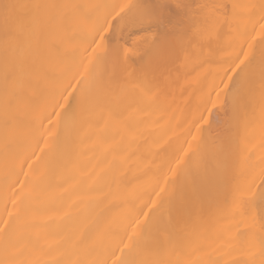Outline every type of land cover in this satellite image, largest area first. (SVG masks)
I'll use <instances>...</instances> for the list:
<instances>
[{
	"label": "bare ground",
	"instance_id": "obj_1",
	"mask_svg": "<svg viewBox=\"0 0 264 264\" xmlns=\"http://www.w3.org/2000/svg\"><path fill=\"white\" fill-rule=\"evenodd\" d=\"M177 1L0 0V6L140 4L159 17L152 25H134L120 17L111 20L95 56L83 43L90 42V35H81L65 49L63 63L43 91L28 88L27 66L18 70L8 89L17 91L22 83L23 95L6 117L0 7V226L8 221L9 255L19 257L21 264H77L82 259L121 264L144 257L181 258L191 264H261L264 259L258 245L264 219V180L258 165L264 158V141L258 124L245 126L250 114L246 117L234 108L233 83L225 81L228 88L220 87V65L230 63L239 51L234 46L236 30L223 24L224 7L205 9L199 0ZM228 1L230 6L261 4ZM204 4L213 5L210 0ZM107 11L101 10V15ZM204 16L221 21L211 38L202 35L204 28L198 23ZM241 30L251 31L252 25ZM262 40L258 35L249 41L251 49L245 48V77L257 85ZM125 41L133 48L124 49ZM202 57L209 61L206 70L186 74V63L198 64ZM140 81L158 90L147 94L136 86ZM85 96L91 104L85 105ZM53 97L63 105L55 109L59 117L52 116ZM6 133L11 143L7 161ZM225 152L227 170L220 164ZM21 165L26 178L19 174ZM17 178L24 189L11 188ZM16 191L25 195L14 210L8 196ZM239 200L246 202V227L240 231L254 233L243 245L235 241ZM7 212H12L11 218ZM83 241H88L87 247ZM5 256L0 233V259Z\"/></svg>",
	"mask_w": 264,
	"mask_h": 264
},
{
	"label": "snow or ice",
	"instance_id": "obj_2",
	"mask_svg": "<svg viewBox=\"0 0 264 264\" xmlns=\"http://www.w3.org/2000/svg\"><path fill=\"white\" fill-rule=\"evenodd\" d=\"M3 9V75L5 81V100L4 108L7 115L15 108L16 101L23 95L24 85L21 83L17 91L10 92L8 85L10 78L12 81L16 79V72L28 67L31 79L28 83V88L38 89L43 91L47 81L58 70L63 63V55L65 49L73 44L81 35H90V42L84 40L83 43H87V50L95 56L97 49L100 48V43L103 42L105 33L111 28V20L120 17L122 21L128 20L134 25H152L159 21V17L153 12L149 11L144 5H132L129 3H122L116 5H102L94 3H9L6 2L2 6ZM202 8H223V5H202ZM110 9L105 14L101 15V10ZM258 9V11H257ZM127 10V11H126ZM123 14V15H121ZM224 16L223 24L229 28L236 30L235 47L239 51L235 55V59L229 62H224L220 67L223 70V77L221 78L220 87L221 90L228 88V83H233L236 91L233 94V105L237 110L244 111L246 117L251 116V120L246 119L245 126L248 127L259 125L262 141H264V58L261 60L259 81L247 79L245 77V71L248 65H245V61L248 60V53L245 48L251 49L252 45L249 42L255 41L257 36L264 37V0H261L260 5L255 4H233L231 6L230 13H221ZM204 28V33L209 38L214 34L216 28L221 25V21L215 16H204V18L198 21ZM251 24L252 30H241L244 25ZM256 27L259 28V32L256 31ZM241 41H243L241 43ZM264 43V40H262ZM94 45V46H93ZM208 58H201L198 64L185 65V72L189 75H196L206 70L208 65ZM89 63L91 61L89 60ZM241 65H245V68L240 71V75L237 76L236 81H233L232 77L236 75L237 70L241 68ZM75 72V69H70ZM83 77L81 76V79ZM75 79V77H74ZM79 83V80L76 81ZM137 87L142 88L147 94L156 92L157 86L149 84L146 81H140L136 84ZM69 95L71 93H68ZM217 99H219L220 93H215ZM52 116L59 117V112L55 109L60 108L62 110L63 105L56 102L54 97ZM85 105L92 103L90 97L85 96ZM209 103L215 107V103L212 102L211 96H209ZM258 113V115H257ZM52 117H48L51 121ZM203 119V116H201ZM37 121L39 118L37 117ZM195 139V137H193ZM188 149H192V145H188ZM3 150L5 154V160L7 161L11 151V143L6 133ZM187 155V152H185ZM228 154L225 152L220 164L227 170L228 166ZM30 169L31 165H27ZM258 167L260 168V175L264 180V158L261 159ZM24 166L20 167V175L27 174L24 172ZM7 172V167H6ZM164 183H167L165 180ZM19 187L24 189V183L17 178L16 183L11 185V188ZM163 192L164 189L160 188ZM157 196L159 193H156ZM25 194L22 191L11 192L8 196L9 202L12 204L15 210L17 201L20 200ZM31 198V194L27 197ZM237 206L241 209L235 217L237 223L235 225L237 235L235 241L241 245L245 242L246 238H254V233L250 231H240L246 227L244 220L243 207L246 204L245 201H235ZM7 211V210H6ZM9 218L12 217V212H7ZM19 219V217H17ZM9 228L8 221L5 220L0 226V233L5 237V252L4 259H0V264H21L19 257H12L9 255L10 249L7 243L8 232L5 231ZM261 235L258 238V245L261 257H264V219L261 221ZM123 244V241H121ZM82 245L87 247L88 241H83ZM124 248H127V244H123ZM123 253V248L120 249ZM251 254V250L250 253ZM130 255V253H129ZM26 264V262H25ZM77 264H107L103 260L89 261L82 259L77 261ZM115 264V262H113ZM121 264H191L190 260L177 258L175 260L166 259L163 257H144L137 261L125 260L121 261ZM240 264H255L254 261H242ZM261 264H264V259L261 260Z\"/></svg>",
	"mask_w": 264,
	"mask_h": 264
},
{
	"label": "rangeland",
	"instance_id": "obj_3",
	"mask_svg": "<svg viewBox=\"0 0 264 264\" xmlns=\"http://www.w3.org/2000/svg\"><path fill=\"white\" fill-rule=\"evenodd\" d=\"M163 1L166 2V3H169L168 0H163ZM186 1H187V0H186ZM188 1H189V0H188ZM188 1H187V2H188ZM192 1H193V0H191V2H192ZM196 1H198V0H194L192 3H194V2L196 3ZM199 1H200V2H199ZM199 1H198V3H200L201 5H203L204 3L207 4L209 0H208V1L206 0L205 2H204V0H203V2H202L201 0H199ZM210 1L212 2V4H213V2H214V4H216L219 0H218V1H217V0H210ZM223 1H224V2H221V0H220L221 4L224 6V9H226L225 12L228 13V9H229V13H230V8H231V6H230V4H228L229 1H228V2H227V0H223ZM177 2H182V0H180V1L178 0ZM226 2H227V4H225ZM202 3H203V4H202ZM169 4H170V3H169ZM214 4H213V5H214ZM218 4H219V3H218ZM224 4H225V5H224ZM197 5H198V4H196V5L193 4V6L198 7ZM204 5H205V4H204ZM208 5H209V4H208ZM229 6H230V7H229ZM196 7H195V8H196ZM210 8H211V7H210ZM218 12H219V13H221V12L223 13V10H222L221 12H220V11H218ZM143 28H144V26H143ZM110 32H111V29H110ZM111 33H112V32H111ZM111 33H110V34H111ZM143 33H144V32H143ZM143 33H142V34H143ZM142 34H140V35L135 34L134 37H136V36H141ZM144 34H145V33H144ZM229 34H232V33H228V35H229ZM228 35H227V36H228ZM229 36H230V35H229ZM131 37H132V36H131ZM129 41H130V40H129ZM127 42H128V41H127ZM130 42L133 43V41H130ZM124 43H125L126 46L123 45V43H121L123 46H125L124 49H125V48H126V49H131V48H133V46H132L131 43H130V44L128 43L129 45L126 43V41H125ZM122 45H120V46H122ZM121 48H122V47H121ZM174 73H175V71H174ZM218 111H219V110L217 109L216 112L218 113V115H219V114L222 115L221 111H219V112H218ZM219 116H220V115H219ZM222 116H223V115H222ZM220 118H222V117H220Z\"/></svg>",
	"mask_w": 264,
	"mask_h": 264
}]
</instances>
